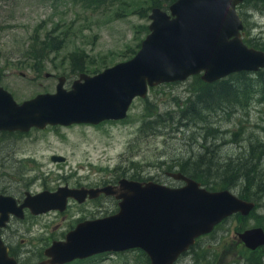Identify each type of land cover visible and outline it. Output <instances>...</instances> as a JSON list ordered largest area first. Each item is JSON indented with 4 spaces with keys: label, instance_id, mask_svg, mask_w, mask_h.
<instances>
[{
    "label": "rangeland",
    "instance_id": "374dc122",
    "mask_svg": "<svg viewBox=\"0 0 264 264\" xmlns=\"http://www.w3.org/2000/svg\"><path fill=\"white\" fill-rule=\"evenodd\" d=\"M148 5L147 0H113L112 3L101 6H87L81 0H0V44L10 45L9 49H15L13 53L18 54L17 50L24 48L26 44H41L34 40L43 39L47 32L60 38L65 37L62 48L53 53V71L66 73L68 80L65 86L71 88L80 74L71 69V52L85 51L92 67L100 68L98 71H93L92 68L82 71L89 74H95L109 65L132 57L149 32L151 9L149 8L147 15L139 12L141 6L147 8ZM238 9L244 17L243 37L264 39L263 0H245L239 4ZM193 77L194 75L185 80L152 86L145 97L137 96L134 99L128 115L123 119H107L100 123L52 124L44 131L34 129L20 140L22 156L30 154L38 157L39 161L28 162L23 173H39L46 177L49 186L65 184V180L70 185L78 181L95 184L122 175L140 176L142 179L177 186L184 181L166 172L174 162L173 158L194 156L196 159L205 151L212 154L214 147L222 156H234L249 146L251 140L264 136V94L257 93L246 107L235 108L236 112L232 110L230 114L221 112L218 115L210 113V119L206 122L178 123V127H184L181 131L172 130L171 127L177 124L170 120L166 125H149L146 130H142L146 108L156 105L164 113L176 111L178 104L192 94V85H188V82ZM58 81V77L53 76L43 87L38 81L18 75L8 78L5 83L16 99L21 101L39 91H56ZM151 127H160L161 131H154ZM187 127L202 128L205 135L208 133L209 139L205 142L197 128L187 130ZM205 127L219 129L211 130L210 133ZM51 152L63 154L67 158L52 160ZM257 152L263 156L264 161V153L259 150ZM42 181L43 179H39L37 186L40 187ZM37 186L34 185L33 188ZM235 192L239 194L237 190ZM72 205L76 206L72 207L71 212L68 211L67 219L53 213L48 217V222L42 218L34 224L25 222L15 235H22L27 240L26 246L36 249L44 244L38 240L41 235L62 232L76 216H82L86 211L85 214H89L90 210H96V216H104L116 208L115 201L106 198L97 204L91 202ZM258 214H261L260 217ZM46 222L47 227L44 226ZM257 223H264V203H259L249 215L235 213L227 217L198 241L197 256L188 254L179 264H246L241 256L244 252L242 244L235 235ZM29 226H33V229ZM142 250L133 247L106 252L97 256L95 262H90L151 264Z\"/></svg>",
    "mask_w": 264,
    "mask_h": 264
},
{
    "label": "water",
    "instance_id": "95a60500",
    "mask_svg": "<svg viewBox=\"0 0 264 264\" xmlns=\"http://www.w3.org/2000/svg\"><path fill=\"white\" fill-rule=\"evenodd\" d=\"M243 1L174 0L168 8L153 6L149 32L137 52L95 74L81 72L71 88L65 86L66 76L61 75L56 91L18 101L0 85V127L29 130L47 124L123 119L133 100L145 97L151 86L198 73L204 81L213 82L235 71L263 68L264 49L243 38L245 23L237 7ZM52 157L65 159L57 154ZM169 174L185 183L174 186L124 176L117 184L102 187L60 185L56 190L30 194L20 206L11 196L0 195V230L9 212L22 215L23 206H30L35 213L65 209L70 196L83 201L88 193L105 192L119 199V209L80 221L65 240H56L46 249L49 259L36 264L133 247L145 250L151 264H175L199 236L236 212L249 214L256 205L230 188L210 189L182 171ZM237 236L255 249L264 244V227H247ZM0 264H17L1 234Z\"/></svg>",
    "mask_w": 264,
    "mask_h": 264
},
{
    "label": "flooded vegetation",
    "instance_id": "af4514ba",
    "mask_svg": "<svg viewBox=\"0 0 264 264\" xmlns=\"http://www.w3.org/2000/svg\"><path fill=\"white\" fill-rule=\"evenodd\" d=\"M9 48L10 45L0 44V59H2L0 60V85L7 88L8 90H10V87L7 83H5V80L18 75L23 76L25 78L29 77L32 81H38V83L43 87L45 86L46 81L49 78H52L53 76H57L59 79L61 75H65L66 81L68 80V76L66 75V73L63 74V73H59V71L58 72L53 71L54 50L50 44H26L24 48H19L17 50L19 51L18 54L13 53L15 49L11 50ZM6 53H8V56L6 55ZM47 91L49 90H43L36 92L34 94H30L26 98H30L40 92H47ZM49 126H53V125L47 124V126L45 127L33 126L29 130L0 127V195L11 196L12 198H14L16 206L22 205L30 194L31 195L36 194L43 190H56L60 185H69L78 188L102 187L107 184H117L120 178L126 176V175H122L117 178L105 180L103 182H97L95 184L78 181L76 184L70 185L69 181L65 180L64 181L65 184L58 183L56 186H49L47 184L46 177H42L41 174L36 173L34 175H31L30 173H23L25 172L24 166L28 162L31 161L37 162L39 161V159L38 157L30 154H24V157L22 156L23 150H22V145L20 143L21 138L27 137L34 129L44 131ZM143 129L145 128H142V130ZM54 154L63 155L60 153L51 152L50 158L52 160H60V159H53L52 155ZM66 158L67 157L65 156V159L63 160H66ZM175 168L177 167H174V169L169 168L166 171L167 174L171 175L169 174L170 171H181ZM126 177L140 179V180H149V179H142L140 178V176L139 177L126 176ZM39 179H43L40 187L37 186ZM184 183L185 181L180 185ZM34 185H36L37 188L34 189L33 188ZM103 198L112 199L116 203L115 210L111 211L110 213H114L119 209V199L115 195L101 192L96 196H91L90 193H88L83 201H79L77 198L70 196L68 198L67 206L65 207V209H61L57 207V208H50L48 210L39 213H35L32 211L30 206H23L22 215L10 211L9 216L6 220V224H4L0 230L2 240L8 247V252L10 256H13L16 259L17 264H36L43 260L49 259L50 256L46 253V249L56 240H65L68 231L74 228L80 221L86 218L100 217V216H96L97 213L95 212L96 210H94L93 212H91L90 210L89 214H85L87 212L86 211L82 216H76V218L74 219L73 222H71L69 227H67L65 230H63L58 234L53 232L50 233L49 235H41V237L38 238V240H40V242L44 244H42V246L40 247L38 246L36 249L28 248L26 246L27 243L26 238L23 237L22 235H19V237L16 236L15 235L16 231H20L22 225L25 222L30 221L31 224H34L36 223V220H38L39 218H42L48 222L50 221L48 217L49 216L51 217L53 213L61 215L65 220L67 219V214H69L68 211L71 212V209L74 206L72 205L73 203H77V205H86L87 203H91V202L97 204L99 202L101 203ZM256 206H258L257 203L255 207ZM252 211L253 210H251L250 213H252ZM260 215L261 214H258V217H260ZM0 216H1V211H0ZM47 222L44 225L46 227L48 226ZM258 225L264 227V223H257L256 225L253 226H258ZM56 227L59 228L58 225ZM29 228L33 229V226H29ZM203 235L199 236L194 244H192L187 250H185L180 254L175 264H179L180 260L185 259L186 255L188 254H192L193 257L195 255L197 256L196 249L199 247L198 241L202 238ZM235 236L237 237L238 241L242 244V249L244 252L241 254V256L246 264H264V244L258 246L255 249H251L245 244L244 241L241 240L240 237H238L237 235ZM106 252L111 253L112 251L98 252L86 257H75L69 261L54 262L50 264H82L85 261L90 262L92 260H94L95 262L97 256L104 254ZM147 256H148V260L151 263L148 254ZM94 262H90V264H96Z\"/></svg>",
    "mask_w": 264,
    "mask_h": 264
},
{
    "label": "trees",
    "instance_id": "16d2710c",
    "mask_svg": "<svg viewBox=\"0 0 264 264\" xmlns=\"http://www.w3.org/2000/svg\"><path fill=\"white\" fill-rule=\"evenodd\" d=\"M81 1H84L87 6H101L108 2H113V0ZM173 1L147 0L149 3L148 7L141 6L139 12L147 15L149 8L151 9L153 6L168 8ZM64 40L65 37L60 38L58 35L47 32L43 39H35L34 42L50 44L54 51H58L62 48ZM245 40L251 45L264 49V39L245 38ZM132 50L136 51L135 48ZM70 60L71 69L77 73L88 71L91 68L93 71L100 70L99 67H95V69L92 67L93 64L89 63L88 54L83 50L72 51ZM190 84L192 85V94L187 100L178 104L176 111L164 113L156 105H153L149 109L147 107L142 121V128L146 129L149 125H166L170 120L177 124L175 127H171L172 130L181 131L183 130L181 128L184 127H178V123L190 124L202 120L206 122L209 121L211 114L218 115L217 113L221 114V112L230 114L232 110L236 112L235 108H239L240 106L246 107L254 99L256 93L260 95L264 94V68H260L257 71H235L213 82H206L200 74H195L192 80L188 82V85ZM177 113L178 115L176 116ZM165 115L167 117H164ZM191 128H197L205 142L209 139L208 133L206 132L205 135L202 132V128L187 127V130ZM207 128L205 127V130L208 132L219 129V127H213V129L211 127H209L210 129ZM151 129L158 132L160 127H151ZM214 133L216 134V132ZM215 146H217L216 143ZM258 150L264 153V136L251 140L249 146H246L243 151L234 156H222L218 154L219 152L217 153L216 147H214L212 154H208L205 151L200 153L196 159H194V156L173 158L174 162L168 168L174 169V167H177L178 170L191 175L210 189H235L239 192V196L248 200H254L259 204L264 203V161L262 160L263 156L257 152ZM235 190L233 191L235 192ZM143 255L148 259L144 251Z\"/></svg>",
    "mask_w": 264,
    "mask_h": 264
},
{
    "label": "bare ground",
    "instance_id": "6f19581e",
    "mask_svg": "<svg viewBox=\"0 0 264 264\" xmlns=\"http://www.w3.org/2000/svg\"><path fill=\"white\" fill-rule=\"evenodd\" d=\"M81 73V72H80ZM79 76H80V74H79Z\"/></svg>",
    "mask_w": 264,
    "mask_h": 264
}]
</instances>
